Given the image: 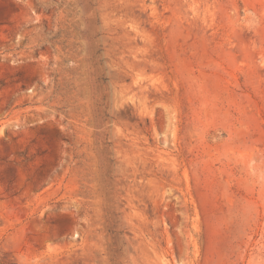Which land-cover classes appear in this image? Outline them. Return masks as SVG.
<instances>
[{
    "label": "rangeland",
    "instance_id": "rangeland-1",
    "mask_svg": "<svg viewBox=\"0 0 264 264\" xmlns=\"http://www.w3.org/2000/svg\"><path fill=\"white\" fill-rule=\"evenodd\" d=\"M0 264H264V0H0Z\"/></svg>",
    "mask_w": 264,
    "mask_h": 264
}]
</instances>
